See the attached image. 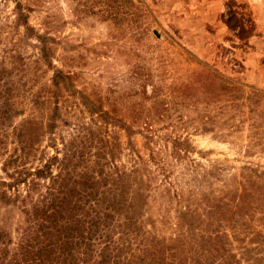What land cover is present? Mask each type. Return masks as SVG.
Segmentation results:
<instances>
[{
	"label": "rangeland",
	"instance_id": "374dc122",
	"mask_svg": "<svg viewBox=\"0 0 264 264\" xmlns=\"http://www.w3.org/2000/svg\"><path fill=\"white\" fill-rule=\"evenodd\" d=\"M3 89L0 181L64 146L86 149V170L107 175L123 213L137 199L157 239L185 232L187 209L206 219L236 202L211 226L231 264H264V0H0ZM26 120L45 134L22 164L3 165ZM38 182L23 206V184L0 189L19 195L0 200L6 259Z\"/></svg>",
	"mask_w": 264,
	"mask_h": 264
},
{
	"label": "trees",
	"instance_id": "16d2710c",
	"mask_svg": "<svg viewBox=\"0 0 264 264\" xmlns=\"http://www.w3.org/2000/svg\"><path fill=\"white\" fill-rule=\"evenodd\" d=\"M230 14L234 16V13ZM7 93L8 89L0 92L4 105L10 100L5 98ZM33 102H37L36 97ZM0 118L6 120L8 111L0 112ZM25 124L28 127H24V132L16 134V137H21L17 140L18 147L13 149L15 155H9L3 165L10 162L22 164L32 151L34 141L45 134L40 124L36 126V121L26 120ZM49 128L46 127L47 130ZM6 137L5 133L0 136V152L4 143L2 138ZM64 150L60 159L48 157L42 165L32 169L15 167L9 174L12 178L10 183L0 181V189L23 184L24 196L19 200L21 206L30 202L25 199H31V192L41 185L38 181L44 178L48 181L29 210L22 212L26 215L27 227L8 259L5 258L7 242L0 243V264H231L233 256L225 247V235L217 233V227L211 224L214 221V225L219 226L220 218L229 212L228 208H239V205L235 206L236 202L221 204L226 205L225 209L212 207L211 210L210 206L205 212L206 219L192 218V212L187 209L180 217L187 216L193 221L187 223L188 218L184 219L185 232L179 226L175 237L157 239L142 227L137 199L123 213V201H116V195L105 187L107 175L86 170L88 166L83 157L86 149L75 150L70 145L64 146ZM53 164L56 165V173L50 170ZM2 170H5L4 166ZM98 186H102L101 191H98ZM141 196V193H136L134 198ZM18 198L16 193L10 199L0 190V200L13 203ZM133 206H136L135 210L131 209ZM4 237L0 229V240Z\"/></svg>",
	"mask_w": 264,
	"mask_h": 264
}]
</instances>
